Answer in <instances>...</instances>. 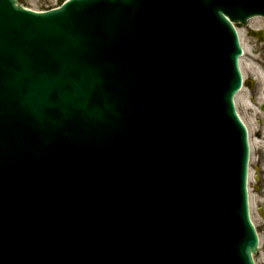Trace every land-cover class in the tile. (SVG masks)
Masks as SVG:
<instances>
[{"label": "water", "instance_id": "obj_1", "mask_svg": "<svg viewBox=\"0 0 264 264\" xmlns=\"http://www.w3.org/2000/svg\"><path fill=\"white\" fill-rule=\"evenodd\" d=\"M155 3L161 5L164 12V19H160L163 22L159 27L167 28V0H72L60 10L47 14L25 11L13 0H0L1 75L8 65V58L16 57L17 59L14 63L12 82H15L18 87V93H13L12 97L16 94L18 102L28 106L46 93L58 94L64 104L68 102L69 97L77 102L80 98L75 91L59 89L55 85L54 81L59 80L64 84H70V89H73L72 84L77 85L78 92L87 103L96 101L97 97L103 99L106 110L113 112L114 107L121 106V85L125 81L132 85L134 73L131 69L140 63L138 54L132 48L136 44L132 34L137 36L147 27L148 14L152 12ZM225 3L226 0H223V4ZM203 5L208 12L217 13L218 0H204ZM97 17H100L102 25L108 27L102 33L103 41H99L100 49L98 45H92V40L95 39L91 36L92 21ZM220 18L223 23L229 25L228 20L222 14ZM124 20L126 24L128 22L132 24L129 30L126 29ZM114 22L117 23L114 25ZM83 24H86V27H83ZM78 28L83 32L82 39L76 37L79 33ZM124 30L128 38L127 42L129 40L128 45L122 36ZM85 61L86 65H84ZM235 62H237L236 58ZM5 83V79L0 81L1 89L6 94L0 97V104H4L11 95ZM79 85L84 88L79 89ZM104 95H107L108 100L103 97ZM140 104L142 113L140 112L136 117L132 135L140 143V147L149 146L155 155L154 169L158 174L156 181L153 182L154 200L171 207V205L168 206L172 200V192L168 179V111L166 104L164 102L161 106L149 100L140 101ZM93 111V117L101 126L102 123L98 117L101 112L97 109ZM10 120L12 116L8 115L5 122ZM238 128L242 134L240 145L244 150L243 155L247 157L246 137L239 125ZM115 130H119L117 125ZM104 131L108 129L105 128ZM120 138L121 133L118 132L116 140L119 141ZM149 140L151 145L144 144ZM111 144L117 147L114 141ZM245 169H243L242 182H245ZM11 180L9 172H0V189L7 190ZM8 200L10 199L4 196L0 205ZM16 205L17 208L29 214L40 209L36 202L27 203L30 208L26 205L20 206L18 203ZM171 208L165 213L166 208L156 204L153 208L154 222L159 220L165 228L172 226L175 233L170 237L166 234V230H163L161 240L166 245L170 242L177 243L179 245L177 252L182 253L183 236H179L181 233L178 230L180 229L183 235V228L177 222L172 223L169 218ZM176 210L178 216L181 217L183 211L181 199H177ZM39 219L45 221L47 228L55 227V224L58 227V223L47 210L44 216H39ZM88 224L94 225L92 220H89ZM248 234L247 245L238 248V264H253L252 254L257 248V238L250 231ZM179 258L169 260V264H178Z\"/></svg>", "mask_w": 264, "mask_h": 264}, {"label": "flooded vegetation", "instance_id": "obj_2", "mask_svg": "<svg viewBox=\"0 0 264 264\" xmlns=\"http://www.w3.org/2000/svg\"><path fill=\"white\" fill-rule=\"evenodd\" d=\"M37 9L54 6L59 0H20ZM246 56L242 58L243 90L237 111L251 136L249 161V212L259 238L255 264H264V16L249 21L244 28L236 27Z\"/></svg>", "mask_w": 264, "mask_h": 264}]
</instances>
